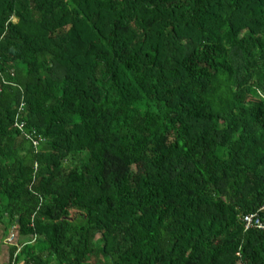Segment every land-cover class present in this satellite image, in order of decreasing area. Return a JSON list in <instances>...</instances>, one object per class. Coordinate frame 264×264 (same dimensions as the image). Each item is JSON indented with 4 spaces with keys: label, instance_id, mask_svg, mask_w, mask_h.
Returning <instances> with one entry per match:
<instances>
[{
    "label": "trees",
    "instance_id": "obj_1",
    "mask_svg": "<svg viewBox=\"0 0 264 264\" xmlns=\"http://www.w3.org/2000/svg\"><path fill=\"white\" fill-rule=\"evenodd\" d=\"M263 203L264 0H0L15 261L264 264Z\"/></svg>",
    "mask_w": 264,
    "mask_h": 264
},
{
    "label": "built area",
    "instance_id": "obj_2",
    "mask_svg": "<svg viewBox=\"0 0 264 264\" xmlns=\"http://www.w3.org/2000/svg\"><path fill=\"white\" fill-rule=\"evenodd\" d=\"M14 125L22 132L23 135H26L23 130V122H18L15 121ZM28 136V135H26ZM37 139H32V142L34 144V147L37 146L38 144ZM35 150H37V148H35ZM36 167V164L34 165ZM242 220L244 222V227L245 229L250 228V227H255V228H263L264 229V203L254 212H250L247 214H244L242 216ZM34 237V236H33ZM13 233H10L6 240L9 242L13 239Z\"/></svg>",
    "mask_w": 264,
    "mask_h": 264
},
{
    "label": "crops",
    "instance_id": "obj_3",
    "mask_svg": "<svg viewBox=\"0 0 264 264\" xmlns=\"http://www.w3.org/2000/svg\"><path fill=\"white\" fill-rule=\"evenodd\" d=\"M16 230V227L11 226L8 230L4 231V224L0 223V264H23L22 261H15V254H11L10 247L11 245H16V253L20 250L22 245H19L18 240L16 243H10L6 240L7 236L10 233H13Z\"/></svg>",
    "mask_w": 264,
    "mask_h": 264
},
{
    "label": "water",
    "instance_id": "obj_4",
    "mask_svg": "<svg viewBox=\"0 0 264 264\" xmlns=\"http://www.w3.org/2000/svg\"><path fill=\"white\" fill-rule=\"evenodd\" d=\"M17 235H18V232H17V230H15L14 232H13V239L11 240V241H9L10 243H16V240H17Z\"/></svg>",
    "mask_w": 264,
    "mask_h": 264
},
{
    "label": "rangeland",
    "instance_id": "obj_5",
    "mask_svg": "<svg viewBox=\"0 0 264 264\" xmlns=\"http://www.w3.org/2000/svg\"><path fill=\"white\" fill-rule=\"evenodd\" d=\"M15 20V19H14ZM11 228V227H10ZM30 239V238H29Z\"/></svg>",
    "mask_w": 264,
    "mask_h": 264
}]
</instances>
